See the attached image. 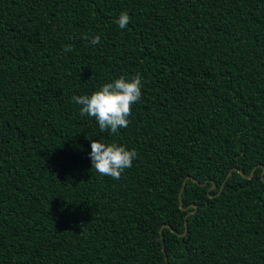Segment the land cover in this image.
I'll list each match as a JSON object with an SVG mask.
<instances>
[{
    "label": "trees",
    "instance_id": "obj_1",
    "mask_svg": "<svg viewBox=\"0 0 264 264\" xmlns=\"http://www.w3.org/2000/svg\"><path fill=\"white\" fill-rule=\"evenodd\" d=\"M122 75L141 98L101 133L72 97ZM263 169L264 0H0V264H264Z\"/></svg>",
    "mask_w": 264,
    "mask_h": 264
},
{
    "label": "clouds",
    "instance_id": "obj_2",
    "mask_svg": "<svg viewBox=\"0 0 264 264\" xmlns=\"http://www.w3.org/2000/svg\"><path fill=\"white\" fill-rule=\"evenodd\" d=\"M130 21L129 14L122 11L116 21L119 28L124 29ZM92 45L100 42V36H84ZM65 52L72 51L70 45H66ZM141 77L131 78L120 76L112 82L102 84L91 94L73 96L72 99L79 106L81 116L95 119L101 133L110 131L117 133L120 129L127 128L132 105L141 98ZM90 160L92 168L101 176H110L119 180L125 169L131 168L136 151L129 150L123 145L113 142L106 144L100 139H91Z\"/></svg>",
    "mask_w": 264,
    "mask_h": 264
},
{
    "label": "water",
    "instance_id": "obj_3",
    "mask_svg": "<svg viewBox=\"0 0 264 264\" xmlns=\"http://www.w3.org/2000/svg\"><path fill=\"white\" fill-rule=\"evenodd\" d=\"M238 171H239L243 176H245V177H251V176L253 175V170L250 172L249 175H246L242 170H238ZM230 173H231V171L228 172L226 178L229 177ZM263 173H264V169H263ZM187 178L192 179L193 181L199 183V182H198L195 178H193L192 176H188ZM187 178H186V179H187ZM186 179L183 181L182 186H181V188H180V190H179V194H178V196H179V204H180V207H181L182 209H183L184 207L182 206V200H181V197H182V191H183V188H184V186H185ZM224 182H225V180L222 182V184H221V186H220V191H221L222 188H223ZM213 187H215V183H214V182H213L211 188H213ZM193 207H194V210H195V209L197 208V205H193ZM192 212H193V211L191 210V211H189V213H187V214H190V213H192ZM187 230H188L187 222H185L184 231L181 233V235H185V234L187 233Z\"/></svg>",
    "mask_w": 264,
    "mask_h": 264
}]
</instances>
